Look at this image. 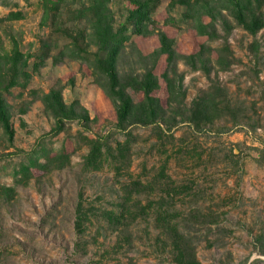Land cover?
Wrapping results in <instances>:
<instances>
[{"label":"rangeland","instance_id":"rangeland-1","mask_svg":"<svg viewBox=\"0 0 264 264\" xmlns=\"http://www.w3.org/2000/svg\"><path fill=\"white\" fill-rule=\"evenodd\" d=\"M90 1L62 0L42 24V0H0V57L15 43L28 75L0 90L11 132L0 126V264H264V26L247 32L218 1L199 17L156 0L141 36L126 23L129 1L109 0L113 29L125 25L128 37L117 72L154 66L165 108L164 72L174 86L165 124L120 129L96 76L64 50H96L78 13ZM252 7L264 16V3ZM11 11L21 19L6 20ZM51 89L64 105L59 123L41 99ZM87 138L110 145L94 165L85 164ZM62 147L63 168L52 159L48 171L21 175L29 157L44 164ZM127 191L139 216L115 226L108 213ZM159 204L169 210L163 223L153 219ZM171 228L183 233L177 243Z\"/></svg>","mask_w":264,"mask_h":264},{"label":"trees","instance_id":"trees-1","mask_svg":"<svg viewBox=\"0 0 264 264\" xmlns=\"http://www.w3.org/2000/svg\"><path fill=\"white\" fill-rule=\"evenodd\" d=\"M49 1L42 0L41 2L43 11L42 24H46L47 20L50 19L51 11L56 8L62 0ZM128 1L131 7L128 10L126 23L129 27H132L133 32L143 36L146 34L150 15L156 9L157 2L156 0H146L143 2L137 0ZM217 1L232 9L233 19L247 32L253 34L256 30L264 26L263 13H259L258 15L254 14V8L252 7L254 4H256L257 7L261 3H264V0H173L172 4L179 3L185 5L189 10L194 12L193 14L195 16L199 15V17H202L203 15L212 14V6L216 4ZM108 4L109 0H91L87 7H83L78 12L80 16L86 19L89 28L87 43L94 46L96 50L94 52H89L87 49L79 47L76 43L66 46L64 50L68 52L69 58L82 61V63L91 69V74L96 76V82L114 104L118 128L124 129L135 124L148 126L157 121H162L165 124V120H169L171 105L174 102L171 96L174 89L173 81L168 80L167 72L161 75L167 83V108H165L161 100L155 95L156 91L159 89V80L154 74V66L146 69L142 74L122 75L117 72L116 58L120 48L128 37L124 35L126 31L125 25L117 30L113 29V17ZM21 17L22 15L20 12L11 11L7 15L6 20H19ZM64 50L59 51L58 54H64ZM163 51L168 55L166 65L169 66L172 52L168 47L164 48L162 52ZM199 53L198 58L203 59L205 53L203 47H201ZM52 58L56 60L57 55ZM217 63H219V61H217ZM219 64H221V62ZM24 65L25 63L22 59V55L19 53L17 45L13 43L10 53L0 57V90H8L20 84L21 79L25 80L28 78L26 71L23 69ZM128 89L134 91L136 94H140L141 100L136 102L133 101L127 91ZM41 99L47 109L53 112L54 118L59 123L65 114L60 93L51 89L48 93H43ZM202 102L203 108L206 111L205 113H209L210 107L213 106L211 97L202 99ZM180 114L182 115V113ZM183 118H185V116ZM0 126L3 128L4 133L10 138L11 132L1 95ZM59 128L60 126H58V129ZM85 143L89 146V153L85 157V164L87 165L98 163L104 150L108 151L110 148V145L102 138H87ZM116 146L119 147V150L124 148V144L122 143H117ZM46 159L47 162L42 164L38 163V154L29 157L27 163H23L20 166L19 171L21 175L27 178L33 168H37L41 172L48 171L49 164L54 160L57 161V165L54 167L58 168H63L69 162V156L64 147L61 148L56 156L52 158L46 156ZM52 159L54 160L52 161ZM2 193L3 189L0 188V194L2 195ZM130 193L132 195L131 191L125 192L124 197H121V203L118 204L119 207L116 211L114 212L112 210L108 213L109 222L112 221L115 226H125L126 219H135L139 216V208L137 207L133 210L132 207L134 205L132 206L130 204V199L132 198L130 197ZM141 210L142 212L145 211L143 208H141ZM168 211L167 208L163 209V206L159 204V206L155 207L153 212L154 221L163 223L165 219L168 220L170 217ZM169 232L173 234L172 236L175 243H177L180 237H183L182 232L173 230V228H171ZM261 253L264 254L263 251H261Z\"/></svg>","mask_w":264,"mask_h":264}]
</instances>
